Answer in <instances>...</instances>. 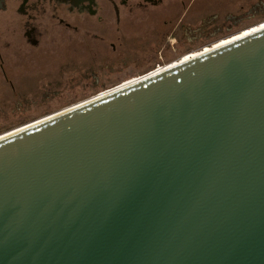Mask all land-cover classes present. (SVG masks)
Returning a JSON list of instances; mask_svg holds the SVG:
<instances>
[{
    "label": "water",
    "instance_id": "water-1",
    "mask_svg": "<svg viewBox=\"0 0 264 264\" xmlns=\"http://www.w3.org/2000/svg\"><path fill=\"white\" fill-rule=\"evenodd\" d=\"M25 125L0 264H264V27Z\"/></svg>",
    "mask_w": 264,
    "mask_h": 264
},
{
    "label": "flooded vegetation",
    "instance_id": "flooded-vegetation-1",
    "mask_svg": "<svg viewBox=\"0 0 264 264\" xmlns=\"http://www.w3.org/2000/svg\"><path fill=\"white\" fill-rule=\"evenodd\" d=\"M260 24L264 0H0V73L13 85L12 60L47 44H84L97 58L148 35L159 43L152 53L167 58L159 71Z\"/></svg>",
    "mask_w": 264,
    "mask_h": 264
},
{
    "label": "rangeland",
    "instance_id": "rangeland-1",
    "mask_svg": "<svg viewBox=\"0 0 264 264\" xmlns=\"http://www.w3.org/2000/svg\"><path fill=\"white\" fill-rule=\"evenodd\" d=\"M263 25L248 27L222 42L204 44L201 49L194 47L188 53L197 52L189 56ZM155 38L153 35L133 37L131 48L114 55L107 46L104 55L101 53L103 57L97 58L90 52L92 49L80 43L29 49L10 63L7 76L13 85L0 73V136L164 66L167 58L152 53L153 46L159 47Z\"/></svg>",
    "mask_w": 264,
    "mask_h": 264
},
{
    "label": "bare ground",
    "instance_id": "bare-ground-1",
    "mask_svg": "<svg viewBox=\"0 0 264 264\" xmlns=\"http://www.w3.org/2000/svg\"><path fill=\"white\" fill-rule=\"evenodd\" d=\"M264 27V25L263 26H261V27H259V28H257V29H255V30H258V29H260V28H263ZM255 30H252V31H250V32H247V33H243V35H241V36H244V35H246V34H249V33H251V32H253V31H255ZM241 36H239V37H241ZM239 37H237V38H239ZM234 39H236V38H234ZM234 39H232V40H234ZM232 40H230V41H232ZM230 41H228V42H230ZM225 43H227V42H224V43H222V44H225ZM219 45H221V44H219ZM219 45H217V46H219ZM214 47H216V46H214ZM212 47H210V48H207L206 50H210ZM206 50H204V51H206ZM198 55V54H197ZM196 56V55H195ZM187 57L188 58H186V59H183V60H187V59H189V58H191V57H193V56H189V55H187ZM160 71V70H159ZM157 72V71H156ZM131 82V81H130ZM128 83V82H127ZM126 84V83H125ZM39 121V120H38ZM38 121H36V122H38ZM26 126V125H25ZM24 127V126H23ZM23 127H21V128H23ZM21 128H19V129H21ZM19 129H16V130H19ZM15 131V130H14ZM14 131H11V132H14ZM11 132H8V133H6V134H4V135H1L0 136V138L2 137V136H5V135H7V134H10Z\"/></svg>",
    "mask_w": 264,
    "mask_h": 264
}]
</instances>
